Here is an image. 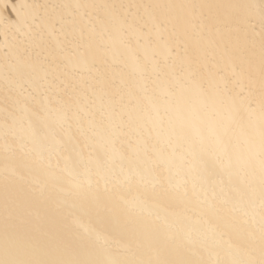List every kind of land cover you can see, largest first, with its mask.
<instances>
[{"label": "bare ground", "instance_id": "6f19581e", "mask_svg": "<svg viewBox=\"0 0 264 264\" xmlns=\"http://www.w3.org/2000/svg\"><path fill=\"white\" fill-rule=\"evenodd\" d=\"M0 264H264V0H0Z\"/></svg>", "mask_w": 264, "mask_h": 264}]
</instances>
